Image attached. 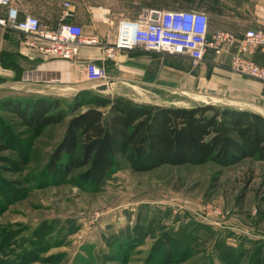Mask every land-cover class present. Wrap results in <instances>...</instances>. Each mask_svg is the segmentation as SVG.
Listing matches in <instances>:
<instances>
[{
  "label": "rangeland",
  "instance_id": "obj_1",
  "mask_svg": "<svg viewBox=\"0 0 264 264\" xmlns=\"http://www.w3.org/2000/svg\"><path fill=\"white\" fill-rule=\"evenodd\" d=\"M68 1L84 15L87 7L97 15L107 9L118 20L136 19L150 8L198 9V0ZM129 63V68L102 65L112 85L103 92L89 85L74 88L83 77L74 79L73 72L41 90L5 86L10 78L0 77V144L6 146L0 157L9 161L0 162V264H264V164L254 159L228 167L165 165L141 173L119 160L99 185L81 182L82 170L61 183L48 176L45 166L70 108L72 114L85 110L91 97L165 107L219 103V96L191 84L196 68L182 54L173 55L172 67L167 62L153 69L152 79L140 64ZM20 79L13 76L11 82ZM34 99L57 101L66 118L36 135L3 110L7 101ZM11 162L20 170H9ZM166 237L169 253L162 247Z\"/></svg>",
  "mask_w": 264,
  "mask_h": 264
},
{
  "label": "trees",
  "instance_id": "obj_2",
  "mask_svg": "<svg viewBox=\"0 0 264 264\" xmlns=\"http://www.w3.org/2000/svg\"><path fill=\"white\" fill-rule=\"evenodd\" d=\"M2 106L36 135L67 116L57 101L48 99L7 101ZM74 109L45 166L59 183L82 170L81 182L99 185L119 160L137 173L207 162L228 167L247 159L264 164V117L253 111L213 105L165 107L102 96L91 97L81 112L72 114ZM5 149L0 144V152ZM0 162L9 161L0 157ZM10 166L13 172L20 170L13 162ZM170 244L168 237L162 242L168 253Z\"/></svg>",
  "mask_w": 264,
  "mask_h": 264
},
{
  "label": "crops",
  "instance_id": "obj_3",
  "mask_svg": "<svg viewBox=\"0 0 264 264\" xmlns=\"http://www.w3.org/2000/svg\"><path fill=\"white\" fill-rule=\"evenodd\" d=\"M31 2L32 5L28 3V0H11L10 6L18 11L19 18L26 15L36 17L43 29L54 30L62 22L73 23L80 26L86 34H97L103 45L113 42L119 20L109 15L107 9L97 15L95 8L87 7V14L84 15L76 9L73 2L68 0L61 2L31 0ZM49 2L50 5L45 7L44 5ZM66 2L70 4L73 16L62 19L65 10L63 4ZM197 7L208 14L211 34L227 32L238 38L247 29L264 28V0H198ZM150 10L163 9L150 8ZM4 13L5 9H0V15ZM28 40L27 36L17 31L0 28V77L10 78L6 80L5 86L29 85L36 90H41L46 86V82L54 81V84H57L59 79H69L72 72L75 75L74 79H81L83 75L80 65L88 61L96 62L100 66L113 64L116 67L128 68L131 64L129 62H136L140 64L142 74L147 76L145 73H148L147 77L151 79L153 69L158 67L160 69L163 63L169 62L172 67L173 56L150 52L141 55L135 51H122L113 59L106 61L102 47L97 46H81L75 62L48 59L29 47ZM232 51L231 48H224L220 56L208 52L204 61L190 73V82L193 86L196 85L219 96L216 100L219 103L216 106L249 110L264 117V82L232 71L229 68V57ZM254 59L256 63L264 65V54L256 53ZM13 76L21 77L20 81L11 82ZM73 84H75L74 88L89 85L84 79L71 85ZM151 86L157 88L155 84Z\"/></svg>",
  "mask_w": 264,
  "mask_h": 264
},
{
  "label": "built area",
  "instance_id": "obj_4",
  "mask_svg": "<svg viewBox=\"0 0 264 264\" xmlns=\"http://www.w3.org/2000/svg\"><path fill=\"white\" fill-rule=\"evenodd\" d=\"M10 2L0 0V9H5V13L0 15V28L27 36V45L44 58L75 62L81 46L102 47L107 59H113L122 51L141 49L171 56L182 54L194 69L204 61L208 52L220 56L224 48H231L229 68L264 82V65L254 59L256 53L264 54V28L247 29L235 38L227 32L209 33L208 15L196 8L148 10L136 19H120L113 42L103 45L97 34H86L73 23L62 22L56 29L46 30L34 16L19 18L18 11L10 6ZM63 7L62 19L72 17L70 4L66 2ZM80 66L85 82L94 86L105 85L106 91L111 89V82L102 66L93 61Z\"/></svg>",
  "mask_w": 264,
  "mask_h": 264
},
{
  "label": "water",
  "instance_id": "obj_5",
  "mask_svg": "<svg viewBox=\"0 0 264 264\" xmlns=\"http://www.w3.org/2000/svg\"><path fill=\"white\" fill-rule=\"evenodd\" d=\"M90 87H95V89L99 92L106 91V86L105 85H97L94 86L93 84H89Z\"/></svg>",
  "mask_w": 264,
  "mask_h": 264
}]
</instances>
